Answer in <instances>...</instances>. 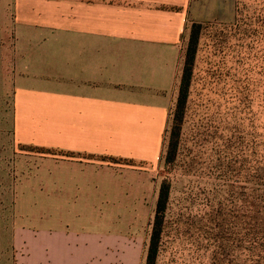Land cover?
Masks as SVG:
<instances>
[{"label": "rangeland", "instance_id": "rangeland-1", "mask_svg": "<svg viewBox=\"0 0 264 264\" xmlns=\"http://www.w3.org/2000/svg\"><path fill=\"white\" fill-rule=\"evenodd\" d=\"M38 7H42L38 0H0V264H17L20 253L14 244L25 228L40 232V239L51 232L68 235L65 244L57 236L53 259L46 258L38 239L27 233L32 248L29 264L42 259L52 264H88L103 254L95 245L100 237L109 240V264H145L165 177L173 182L171 221L157 264H233L232 210L241 204L248 187L247 159L254 151L263 153L264 0H235L234 15V0H192L191 16L204 21L206 29L197 55L180 166L170 170L164 161L150 166L141 203H135L134 197L125 205L110 203L109 193L104 203H53L55 190L42 186L37 178L51 161L14 141L22 33L26 21L46 18L35 11ZM148 167L143 163V169ZM118 174L120 179L128 176ZM121 199L128 200L122 195ZM121 205L120 215L115 209ZM113 233L122 235L111 237Z\"/></svg>", "mask_w": 264, "mask_h": 264}, {"label": "crops", "instance_id": "crops-1", "mask_svg": "<svg viewBox=\"0 0 264 264\" xmlns=\"http://www.w3.org/2000/svg\"><path fill=\"white\" fill-rule=\"evenodd\" d=\"M38 1L42 7L35 11L46 18L25 22L18 55L15 143L57 150L42 153L51 163L37 175L42 186L55 190L53 203H104L109 193L112 204L133 203L134 197L140 204L150 166L161 161L188 25L198 21L191 16L192 0ZM211 20L218 19L206 21ZM122 172L126 179H120ZM121 195L128 200L122 202ZM123 209L115 210L121 215ZM21 230L14 244L17 264H29L27 233L38 239L46 258L54 259L58 235L68 242L64 233L46 232L40 239V232ZM96 242L103 254L88 264H109V240Z\"/></svg>", "mask_w": 264, "mask_h": 264}, {"label": "trees", "instance_id": "trees-1", "mask_svg": "<svg viewBox=\"0 0 264 264\" xmlns=\"http://www.w3.org/2000/svg\"><path fill=\"white\" fill-rule=\"evenodd\" d=\"M172 9L181 10L178 7H172ZM205 29L206 24L204 22H190L184 40L177 97L174 109L169 114L161 157V161H164V165L170 170L180 166L178 161L183 147L184 128L192 94L197 55ZM30 147L41 153L54 154L57 151L52 148ZM62 152L66 155L74 154L70 151ZM257 153L254 151L252 158L247 159L246 178L248 187L243 191L241 204L232 210L236 220V224H234L235 235L231 237L235 251V257L231 262L233 264H264V142L262 155ZM102 158L115 162H132L112 156H102ZM172 192L173 182L170 178L165 177L159 187L156 210L146 249L145 264L158 263L166 229L171 221L169 210L172 204Z\"/></svg>", "mask_w": 264, "mask_h": 264}]
</instances>
